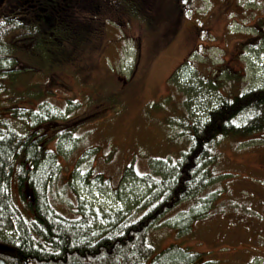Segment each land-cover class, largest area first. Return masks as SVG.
<instances>
[{"label":"rangeland","instance_id":"1","mask_svg":"<svg viewBox=\"0 0 264 264\" xmlns=\"http://www.w3.org/2000/svg\"><path fill=\"white\" fill-rule=\"evenodd\" d=\"M78 2L71 13L58 12L63 21L53 38L35 46L20 29L3 39L19 70L5 79L7 91L58 107L66 119L57 123L77 138L74 152L58 159L51 189L63 215L78 196L98 211L125 209L144 191L132 172L146 173L151 160H175L189 147L187 124L203 117L211 98L178 86L182 64L193 67L184 69L189 84L215 81L222 98L264 87V0H153L141 19L124 0ZM34 26L43 31L39 21ZM212 146L213 181L201 192L217 194L208 213L178 235L167 221L188 208L182 202L148 241L157 251L178 244L201 252L208 264H264V130L221 137ZM75 167L91 169L89 180L101 174L106 184L82 187Z\"/></svg>","mask_w":264,"mask_h":264},{"label":"trees","instance_id":"2","mask_svg":"<svg viewBox=\"0 0 264 264\" xmlns=\"http://www.w3.org/2000/svg\"><path fill=\"white\" fill-rule=\"evenodd\" d=\"M43 1L46 10H39L45 16L39 21L43 31L34 26L36 22L25 24L9 16L0 23V259L6 264H208L200 262L201 252L178 244L155 250L148 233L182 202H187L188 208L167 221L178 235L187 234L192 223L208 213L217 194L201 192L213 181L212 144L228 135H251L264 130V87L222 98L215 81L209 80L207 85L201 81L205 90L189 84V72L184 74V69L193 67L182 64L174 75L183 79L178 86L184 82L190 95L211 98L205 104L203 117L187 124L189 147L175 160H151L146 173L132 172L144 191L125 209L98 211L78 196L70 201L68 215H63L51 199V189L61 170L58 159L69 157L76 149L75 133L61 129L62 124L57 123L58 119H66L58 107L44 100L33 103L15 88L8 92L4 84L5 79L19 73L16 59L9 54V44L3 40L6 35L26 29L27 40L36 46L55 35L63 21L59 11L71 13L73 3H79L72 0L67 7L68 3L61 1ZM124 1L128 2L130 14L140 19L142 12H150L153 6V0H139L138 4V0ZM90 9L94 11L92 6ZM212 92L217 97L214 100ZM57 129L60 130L47 136L49 130ZM52 139L53 148L48 144ZM75 170L84 188L91 182L101 187L106 184L99 173L89 180L91 169Z\"/></svg>","mask_w":264,"mask_h":264},{"label":"flooded vegetation","instance_id":"3","mask_svg":"<svg viewBox=\"0 0 264 264\" xmlns=\"http://www.w3.org/2000/svg\"><path fill=\"white\" fill-rule=\"evenodd\" d=\"M49 1L52 2V0ZM4 4L7 7H4ZM43 4V0H0V11L2 12L0 16L2 18L9 16L12 20H19L25 24L35 23L45 17L44 13H39V10L42 12L46 10ZM5 10L6 13L3 15Z\"/></svg>","mask_w":264,"mask_h":264},{"label":"water","instance_id":"4","mask_svg":"<svg viewBox=\"0 0 264 264\" xmlns=\"http://www.w3.org/2000/svg\"><path fill=\"white\" fill-rule=\"evenodd\" d=\"M0 264H6L2 259H0Z\"/></svg>","mask_w":264,"mask_h":264}]
</instances>
